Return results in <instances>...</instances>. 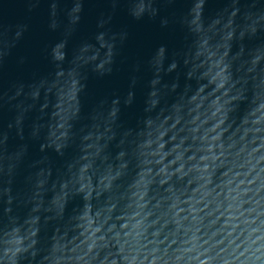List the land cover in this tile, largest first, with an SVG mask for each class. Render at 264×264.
I'll return each instance as SVG.
<instances>
[{
    "label": "water",
    "instance_id": "1",
    "mask_svg": "<svg viewBox=\"0 0 264 264\" xmlns=\"http://www.w3.org/2000/svg\"><path fill=\"white\" fill-rule=\"evenodd\" d=\"M0 264H264V0H0Z\"/></svg>",
    "mask_w": 264,
    "mask_h": 264
}]
</instances>
